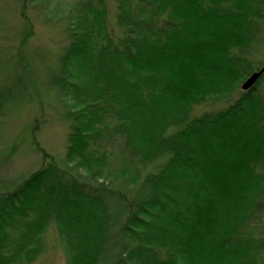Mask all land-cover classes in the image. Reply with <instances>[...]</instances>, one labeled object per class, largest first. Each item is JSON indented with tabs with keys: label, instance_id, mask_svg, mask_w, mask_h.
Listing matches in <instances>:
<instances>
[{
	"label": "trees",
	"instance_id": "1",
	"mask_svg": "<svg viewBox=\"0 0 264 264\" xmlns=\"http://www.w3.org/2000/svg\"><path fill=\"white\" fill-rule=\"evenodd\" d=\"M112 1L115 28L111 1L21 0L22 43L40 10L66 45L43 87L21 55L0 78L53 94L69 134L62 162L0 187V264L37 263L51 227L68 264H264V75L241 90L264 68V0Z\"/></svg>",
	"mask_w": 264,
	"mask_h": 264
},
{
	"label": "rangeland",
	"instance_id": "2",
	"mask_svg": "<svg viewBox=\"0 0 264 264\" xmlns=\"http://www.w3.org/2000/svg\"><path fill=\"white\" fill-rule=\"evenodd\" d=\"M70 5L84 0H58ZM111 24L115 28L114 7L116 3L109 0ZM108 2V1H107ZM28 19L32 23L33 36L25 42L26 24L22 18L21 0H0V68L8 70L11 59L25 57L29 60L31 70L38 80L51 82L53 70L57 67V57L66 45V38L59 30V24H46L48 13L29 10ZM62 13H55V21H59ZM116 31V30H115ZM116 33V32H115ZM23 42V43H22ZM25 59V60H26ZM264 61V58H263ZM22 73L20 70H14ZM11 73L0 78V95H12L17 104L9 117L0 121V187L5 182L21 183L32 173L38 171L44 163V156H52L62 162L66 156L68 126L62 121L61 105L56 97L43 93V101H32L36 92L27 89L24 94L14 88L15 79ZM26 82H29L26 80ZM221 106L210 107L202 104L195 108L193 116L200 117L205 113L216 112ZM17 146L14 155L9 159L11 151ZM44 253L35 264H68L63 243L54 227L48 230L44 239Z\"/></svg>",
	"mask_w": 264,
	"mask_h": 264
},
{
	"label": "water",
	"instance_id": "3",
	"mask_svg": "<svg viewBox=\"0 0 264 264\" xmlns=\"http://www.w3.org/2000/svg\"><path fill=\"white\" fill-rule=\"evenodd\" d=\"M101 2H107L109 0H99ZM264 75V68L251 75L241 86V90L245 93L250 92L258 83V81L261 79V77Z\"/></svg>",
	"mask_w": 264,
	"mask_h": 264
}]
</instances>
